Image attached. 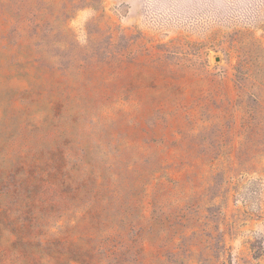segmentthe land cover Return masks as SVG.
Returning a JSON list of instances; mask_svg holds the SVG:
<instances>
[{
	"label": "rangeland",
	"instance_id": "374dc122",
	"mask_svg": "<svg viewBox=\"0 0 264 264\" xmlns=\"http://www.w3.org/2000/svg\"><path fill=\"white\" fill-rule=\"evenodd\" d=\"M0 264H264V0H0Z\"/></svg>",
	"mask_w": 264,
	"mask_h": 264
}]
</instances>
